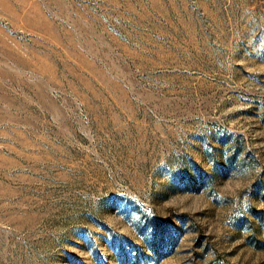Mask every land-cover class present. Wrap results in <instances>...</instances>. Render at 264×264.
Masks as SVG:
<instances>
[{"label": "rangeland", "instance_id": "1", "mask_svg": "<svg viewBox=\"0 0 264 264\" xmlns=\"http://www.w3.org/2000/svg\"><path fill=\"white\" fill-rule=\"evenodd\" d=\"M0 264H264V0H0Z\"/></svg>", "mask_w": 264, "mask_h": 264}]
</instances>
